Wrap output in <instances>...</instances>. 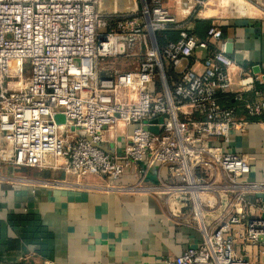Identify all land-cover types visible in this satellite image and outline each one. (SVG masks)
<instances>
[{
    "label": "built area",
    "instance_id": "2783aa9c",
    "mask_svg": "<svg viewBox=\"0 0 264 264\" xmlns=\"http://www.w3.org/2000/svg\"><path fill=\"white\" fill-rule=\"evenodd\" d=\"M140 2L112 23L100 0H0V165L130 172L136 183L117 189L157 197L199 232L166 264H264V181L222 145L264 131V98L248 97L262 77L229 55L219 25L199 38L163 0ZM170 25L178 39L160 46ZM197 48L208 50L199 70Z\"/></svg>",
    "mask_w": 264,
    "mask_h": 264
},
{
    "label": "crops",
    "instance_id": "0c3cea01",
    "mask_svg": "<svg viewBox=\"0 0 264 264\" xmlns=\"http://www.w3.org/2000/svg\"><path fill=\"white\" fill-rule=\"evenodd\" d=\"M100 1V12L112 23L141 7L140 0ZM198 1L163 0V6L199 38L211 24L219 25L229 55L262 77L248 97L264 98V0ZM177 36L170 25L157 41L164 46ZM207 54L197 48L191 66L201 69ZM222 145L250 157V179L264 181V131L258 125ZM114 146L107 144V151ZM135 183L130 172L111 180L0 165V264H166L177 258L198 241L199 232L171 221L157 197L117 189Z\"/></svg>",
    "mask_w": 264,
    "mask_h": 264
},
{
    "label": "trees",
    "instance_id": "16d2710c",
    "mask_svg": "<svg viewBox=\"0 0 264 264\" xmlns=\"http://www.w3.org/2000/svg\"><path fill=\"white\" fill-rule=\"evenodd\" d=\"M210 26H211V25H210ZM210 26H209V27H210ZM209 27H208V28H209ZM207 30H208V29H207ZM178 36H179V33H178ZM178 36H177V38H176L175 40L178 39ZM175 40H173V41H175ZM262 118H263V117H262ZM263 119H264V118H263ZM18 220H20L19 222H21V221H22V222H29L30 224L35 223V219H34V220H26V221H25L24 219L19 218ZM36 231H37V233H38L39 228H38ZM43 237H44V234H43Z\"/></svg>",
    "mask_w": 264,
    "mask_h": 264
},
{
    "label": "water",
    "instance_id": "95a60500",
    "mask_svg": "<svg viewBox=\"0 0 264 264\" xmlns=\"http://www.w3.org/2000/svg\"><path fill=\"white\" fill-rule=\"evenodd\" d=\"M57 121H58L59 123L62 122V120H61L60 117H57ZM142 165H143V164H142ZM149 178L152 179L153 181H155V176H154L153 174H150V175H149Z\"/></svg>",
    "mask_w": 264,
    "mask_h": 264
},
{
    "label": "rangeland",
    "instance_id": "374dc122",
    "mask_svg": "<svg viewBox=\"0 0 264 264\" xmlns=\"http://www.w3.org/2000/svg\"><path fill=\"white\" fill-rule=\"evenodd\" d=\"M227 2V1H226Z\"/></svg>",
    "mask_w": 264,
    "mask_h": 264
}]
</instances>
